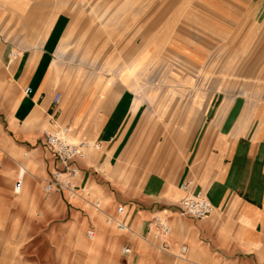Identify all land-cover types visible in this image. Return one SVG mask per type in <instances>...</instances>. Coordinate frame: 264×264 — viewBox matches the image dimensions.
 <instances>
[{"label": "crops", "instance_id": "obj_1", "mask_svg": "<svg viewBox=\"0 0 264 264\" xmlns=\"http://www.w3.org/2000/svg\"><path fill=\"white\" fill-rule=\"evenodd\" d=\"M152 1L0 0V264H96L109 237L135 264H264V0ZM163 49L179 86L138 87ZM57 129L98 145L72 200L44 193ZM185 183L213 215L181 213Z\"/></svg>", "mask_w": 264, "mask_h": 264}, {"label": "built area", "instance_id": "obj_2", "mask_svg": "<svg viewBox=\"0 0 264 264\" xmlns=\"http://www.w3.org/2000/svg\"><path fill=\"white\" fill-rule=\"evenodd\" d=\"M30 89L24 90V94L28 95ZM60 95H56L52 99V105L57 106L60 102ZM46 145L59 161L61 168L55 170L50 177L45 181L44 193L50 195L52 193H60L68 200L75 199L78 195L76 182L80 172L77 167V162L86 158L87 154L97 150L98 145L86 141H74L69 136L67 129H57L48 131L44 134ZM21 177L16 180L14 190L19 192L21 189ZM181 190L186 193V196L180 202L181 213L188 215L197 220H204L213 215L215 209L213 205L200 193L195 195L189 194V184H183ZM95 208H99V203H94ZM123 207L119 206L116 213L120 215ZM119 228H123L122 223L117 222ZM148 233L152 240L160 241V249H165V239L171 233V227L167 219L159 214H155L147 224ZM94 236L92 230L87 231V237L90 239ZM185 248H182V252ZM124 254H130L128 248L123 249Z\"/></svg>", "mask_w": 264, "mask_h": 264}, {"label": "rangeland", "instance_id": "obj_3", "mask_svg": "<svg viewBox=\"0 0 264 264\" xmlns=\"http://www.w3.org/2000/svg\"><path fill=\"white\" fill-rule=\"evenodd\" d=\"M151 2H154V1H152V0H142V5L141 6H143V9H147V8L150 7ZM163 2H166V0H163ZM232 34L234 35L235 40H238V41H240L241 39H246V35H247L246 32H242V31L232 32ZM207 50L208 51L210 50L212 53H214L216 48L214 47V45H212L211 47H208ZM245 50H247V53L250 52V48L249 49H245ZM229 51H230V48H228V47L223 49V53H227ZM173 71H174V73L175 72L176 73H184L186 71L188 72V69H186L177 60L176 61H172V59L168 58L167 50L163 49L162 52L160 53L159 58H158V62L154 63L151 67L150 66L148 67V70L144 73V76H143V78L141 80V83H139L137 86L138 87L149 88V89L150 88H167V87H173V86L177 87V86H179L178 84L172 85V83H168V80H167V75H168L167 73L168 72H173ZM94 203L95 202H93V204ZM98 203H99V209H101L102 204L100 202H98ZM118 206L119 205H117L115 207V213L113 215L114 219H117L116 210H117ZM104 218L107 219L106 217H104ZM88 229L89 228L85 229V231H84L85 237H86V232H87ZM114 231H115V229H114ZM114 231H112L109 236L116 235L118 233L116 231L114 233ZM94 236H95V239L98 238L96 233L94 234ZM151 239L152 238H150L149 241H148L149 245L155 250V253H157L159 256L162 257L164 253L162 251H160V249H159L160 245H157ZM112 247H115V253H116L115 257H113L111 255V253H110ZM103 248H104V251H105L106 255L98 257L100 260L97 261L96 264H116V258L117 259H123V258H128V257L130 259H133L132 264H135V262H136L135 261L136 259H135V256H134L135 250L131 249L132 253H131L130 256H125V255L122 254V248H124L123 241L115 240V239H113L111 237L106 238L105 241H104V244H103ZM128 248H131V247L129 246ZM110 255H111V257H110ZM158 262L161 263L160 260H158ZM79 264H85V262L80 261Z\"/></svg>", "mask_w": 264, "mask_h": 264}]
</instances>
